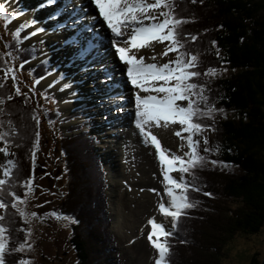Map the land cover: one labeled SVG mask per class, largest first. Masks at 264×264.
<instances>
[{"label":"trees","instance_id":"obj_1","mask_svg":"<svg viewBox=\"0 0 264 264\" xmlns=\"http://www.w3.org/2000/svg\"><path fill=\"white\" fill-rule=\"evenodd\" d=\"M171 2L175 5L176 16L188 21L179 26L180 40L184 42V33L190 35V41L184 47L197 56L195 70L201 75L194 78L196 82L206 85V78L210 76L209 73H204L208 69L222 67L220 62L234 68L236 74L229 79L210 77L213 82H219L216 85V94H209L208 103L222 111L214 112L211 119L202 120L205 125L210 126L203 132L215 128L207 123L212 120L221 142L212 141L210 146L212 149L216 148L219 154L213 156L203 150L199 151L205 157L204 166L195 169L206 171L208 177L205 187L202 179L206 175L196 174L194 169L193 176L186 174L188 181L195 178L194 183L199 191L189 189L187 192L195 207L185 210V214L178 219L176 229L172 230V235L166 238L167 241L172 236L167 242L170 247L167 260L168 264H223L227 245L238 235L253 236L264 229V0ZM193 35L196 36L195 40L191 39ZM213 41L215 47L211 43ZM197 44L198 49L195 48ZM20 53L23 59L31 55L28 50ZM37 69L39 74L43 72L41 67L38 66ZM205 89L207 95V88ZM6 90L7 83L4 90L0 88V94L4 95ZM6 102L9 106L8 115L0 114V121H4L2 130L10 133L5 141H10L14 153L11 160L15 161L16 167L7 178L8 184L2 187L5 193L14 191L17 196L23 197L25 188L22 182L31 178L30 158L40 135L39 109L25 94H13ZM13 106L16 108L12 109ZM0 108L6 111L2 105ZM225 110L233 112L234 116L225 119ZM11 113L15 122L8 125L5 118L11 120ZM47 115L55 120L58 112L53 108ZM13 126L16 134L10 132L9 127ZM58 141L67 154L68 167L73 168L71 175L74 177V182L69 183L68 192L64 194L59 207L64 213L74 211L77 214L75 223L80 221L76 230L75 225L72 226L74 235L69 240L72 251L77 252L79 264H108L104 256L106 253H113L114 249L112 245L109 246L113 243V235L107 229V196L102 194L106 180L102 179L99 168L102 163L94 156L91 140L84 132H72ZM211 161L217 163L213 164ZM225 167L228 169L226 174ZM101 169L103 170L102 166ZM213 173L220 177L216 183L223 190L211 187L214 183L211 178ZM205 192L210 195H204ZM220 197H224L227 202L232 199L239 205L227 208L224 217L220 208H216L214 204ZM4 199L7 207L0 210V215L3 216L0 225L5 228L6 239L4 264H28L27 259H32L30 252L36 249L38 241L36 245L30 246L32 249H28V242L25 243L28 238L26 233L23 234L27 230L26 224H23L24 219L11 207V197L5 195ZM182 217L185 218L181 222ZM7 219L11 220L12 228L6 226ZM207 227L212 231L208 232ZM209 233L213 234L209 237ZM89 244H92V248H89ZM17 248L18 250L13 251ZM178 250L183 253L188 250L191 255L184 253L185 256L180 258L177 256ZM90 251L93 254H89ZM66 253L67 250L64 254ZM258 254H253L252 264H261ZM197 255L198 259L195 257Z\"/></svg>","mask_w":264,"mask_h":264},{"label":"rangeland","instance_id":"obj_2","mask_svg":"<svg viewBox=\"0 0 264 264\" xmlns=\"http://www.w3.org/2000/svg\"><path fill=\"white\" fill-rule=\"evenodd\" d=\"M21 1H23L24 4H29L28 0ZM36 1L38 0H33L34 3ZM19 5L20 4L17 5L16 10L18 9ZM10 7L13 8V6L6 5V8L9 11H14L13 9H9ZM39 7L40 6H38V8ZM52 7L54 8V6ZM40 9L44 8L40 7ZM46 10H48V7H46ZM38 12L40 11H37L36 18L38 20L43 19L45 22V26L47 23L45 20V16L50 15V9L47 11L48 14L46 13V15H44V12H42L41 14H39ZM40 15L41 18H39ZM63 15H66V12L62 11L60 15H57L58 18L50 19L51 21L49 23L51 27H55V29L52 31L53 34L56 32L57 22L65 19ZM36 18L34 15H32L26 17L25 20H36ZM16 19L20 18L17 17L15 18V20ZM78 21L79 20H77L76 23ZM12 22L13 21H11L5 28L4 23L0 21V48L5 47L7 41L12 39V28L16 27V25H11ZM88 22L90 24V21ZM77 26L79 27L80 25ZM98 26L101 31L100 37L103 38L106 36L105 31L108 33L107 45L108 48H111L110 40L112 39V36L110 30L107 29V31L106 27L102 28L100 25ZM63 29L68 31L70 37L74 34L70 32V27L68 26L63 27ZM34 31L35 28L33 25L26 31L22 32V36L26 38L22 46L26 48L30 44H35L31 41H40L42 49H45L42 57L46 56L50 58L52 69H59L56 70V73L59 72L60 69L62 71V69L69 67L63 70L67 80L70 81V78L73 77L74 82L79 80L80 78L81 81H77L78 85H72L71 89L62 88L61 85L64 82H60V85L57 88H52V83L45 84L42 81V85L40 84L41 82L35 83L30 78V75L32 76L33 74L32 62L19 66L15 64L16 62L21 61L19 55L15 53V56H13L15 57L12 62L13 65L16 66L14 70L17 86H19L21 91L30 92L32 96L36 97L39 100L41 105V109L39 111L40 118H38L40 119L39 126H41V135L39 138V142L34 146L33 154L30 158V164L32 166V184L30 186L31 191H29L27 197L25 198V203H18V207L23 208L25 213H35L34 216L27 215L23 218V224H26L25 226L27 229L23 234L26 233V238H28L25 242H28V249H32V247H29V245L34 246L36 245V241H38V244L36 245L37 247H35L36 249H33L30 252V256L32 257V259L31 261L30 259H27L28 264H79V257L76 256L77 252L75 250L72 251V246L69 242L71 237V221L73 220L74 224V218L77 216V214L72 211L69 213V216L72 220L63 219L64 216L61 215L60 211L54 210L58 203L52 201L53 199L55 201L66 191L67 182H74L73 174L71 175L73 168L70 169L68 167V159L66 157L67 154L63 153V148L59 144L58 137L63 134L71 135L69 134V131L72 130L73 132H75V128H70V126L77 124L88 127L91 133H101L102 135L98 134V147L101 152L108 151L106 153V156L109 161L104 160L103 164L105 167V171H100L102 173L103 180L108 178L106 183H109V188L106 184L104 185L103 183V185L105 186L104 192L105 195L108 196L107 199L109 200L110 204V216H112V218H110V224H108L107 229L114 233V244L118 249H115L117 252L113 251V253L110 254L106 253L104 257L107 259L108 264H114V261L119 258L121 264H155L157 251L152 247L150 241L147 238L149 232L152 231L151 226L148 225V220L150 218H156L160 220L161 224L165 226L166 230L169 228V226L171 227V217H166L158 211V203H167V197L164 195L163 190L164 186L162 183L163 178L160 173V165L156 161L155 152L152 147L149 144H145L143 142V139L138 137V134L134 130L135 125L131 124V120L135 119V117H132L131 120L127 122V128H125L123 125L118 127V122L110 123L113 125V127L110 128L112 125L104 123V121H102L101 119L103 118V112H105L106 115H108V113L110 114V112L113 111L112 106L118 104H107L106 106L105 102L108 101V97L111 96V93L114 96L121 95L123 88L120 89L119 84L125 85L129 90L133 91L132 99L134 98L135 100L136 90L130 83L126 81V76L123 75L124 72L122 69H126V66H123L121 69H119V66L116 65V61H112L110 59L111 57L113 59L116 58L119 63L121 62L113 54V52L112 54L110 52L109 54H106L109 57V59H107L106 61H110L111 63H113L114 69H112L111 63H107L108 66L104 67L105 62L102 63L101 68L96 69V66H90L93 65V62H91V64L89 62L91 60H79V58L81 57L76 55L73 49L65 50V46L61 45V40L64 39L63 35L56 34V36L60 37V39L59 37H56V39L60 40L58 41V43L60 44H57V41L54 40L49 42V39L52 38V34H48L47 38L45 36L43 38L44 33L38 36L41 32H38L35 38L32 37L33 35H29L30 32ZM93 32H95V29H93ZM87 34L88 36L91 35V33L88 32ZM183 37L184 40L182 41L184 42L182 43L186 45L190 41V38H188L190 37V35H188L187 37L183 35ZM40 42H38V44H40ZM44 43L47 46H45ZM164 43L166 44L167 42ZM50 44L52 47L54 46L56 48L50 49ZM213 47L215 46L213 45ZM195 48H199L198 44L195 46ZM57 54L59 57H57ZM74 57H76V60L73 59ZM174 57L175 53L173 52H169L167 56H165V58L168 60L174 59ZM64 62H66V64H63ZM69 63H72V66L67 65ZM220 63L222 67L216 69L215 75L209 73L210 77L229 79V77L231 78L232 75L236 74V70L234 68H230L225 63ZM83 69H85V71H83ZM114 72L117 74L115 75ZM56 73H54L55 77ZM75 73H78L79 75L77 76L75 75ZM105 73H107V77L102 76L105 75ZM84 74L89 75V77L91 78L88 82L85 79L88 76ZM3 75V73H0V79L4 78ZM54 75L49 76L48 78L54 77ZM108 77H110V79ZM210 77L207 76L205 85L208 91V97L211 92L216 94L215 89H217L216 85H218L219 82V80H217V82H213ZM11 81H13V79ZM53 81H55V79ZM111 83L112 85L110 86ZM101 87H103V89H99ZM78 88L80 89L77 90ZM89 88L90 90L86 91V89ZM113 88H115L116 90L113 91ZM108 91H110V93H108ZM73 92L81 93L80 96L77 97L78 95H73ZM63 93L65 95H63ZM8 95H11L12 97L13 91L11 89H7V93L4 94L5 101L2 104L3 108L6 109V111H3V114L5 113L7 115L9 106L6 102V97ZM61 99H63V101H61ZM80 102L86 103V106L78 111L79 113L76 118L69 119L72 115H74L73 111H76L74 110L78 106L76 104ZM124 104L118 105V109H122L117 110L119 115L116 116L113 114L114 116L110 117V119H108L107 121L110 122L114 120H120V118L118 117L120 115H123L122 111H124ZM50 105L57 108L60 113L59 117L55 120L44 118V116L50 110ZM109 107L111 108L109 109ZM15 108L16 107L13 106L12 109ZM77 108H81V106ZM225 111V119L234 116L233 112L230 113L227 110ZM133 112H135L134 108ZM125 113L126 118H129V114L127 112ZM104 117L106 118V116ZM10 118L11 120L9 118H5V122L8 125H10L9 121L11 122V124H14L15 122L13 120L12 113ZM207 123L216 128L212 120ZM9 128H11V134L12 129L16 130L14 126ZM118 128H123V130L127 129V131L125 133L121 132L119 135H116L117 133H111V131L118 132ZM215 128L202 132L201 136L198 137L200 142L197 146L198 150L202 148L204 149L205 147L210 148L208 154L213 156L219 154V151L216 148H213L214 150H212L210 144L212 143V141L221 142V138L217 135V131L215 130ZM151 129L156 130L164 145H166L167 149H169V154L176 153L177 155L182 156L183 152L187 151L186 143L182 142L179 137L174 135V133L176 131H179L180 129V126L178 124H169L167 127L161 125L160 127H155V129L154 127H152ZM14 134H16V132ZM181 135L187 134L181 133ZM205 137L208 141L207 145H205L203 142ZM182 143L183 147H181ZM108 146H113L111 147L112 153L109 151L110 149L108 148ZM0 147H5L9 153V155L7 156H5L3 153H0V179H4L5 176L3 175V168L8 167L6 161L12 159L14 153L11 146L6 141L4 142V144L0 142ZM202 165L204 166V164ZM225 170L226 174L228 169L225 167ZM194 171L196 172V174L206 175L202 179V185L205 187V180L208 177L206 171H198L197 169H194ZM179 175L180 173L178 171H174L172 176L178 179ZM211 178L214 180V183H212L211 187L215 190L216 188H220L223 190L222 186L219 184L217 185L216 183V181H219L220 179L218 174H211ZM187 195L189 197V194ZM214 204L217 206L216 208H220V213L223 216L224 211L227 208H235L239 205L238 202L232 199H229L227 202L224 197H220L215 200ZM58 206L59 205H57V207ZM52 213H57L59 218L56 215H52ZM212 213L217 214L219 212ZM182 218L183 219L181 220V222L185 217ZM188 223L190 222L188 221ZM6 226L8 228H12L11 220L7 219ZM206 230L208 232L212 231L210 230V227H207ZM212 234L213 233H209L208 236H211ZM3 237L5 238V232L3 233ZM171 238L172 236L167 240V242H169ZM153 239H155V237ZM89 248H92V244H89ZM66 250L67 253L64 254ZM255 252L259 253L257 258L262 260L264 257V229L253 236H246L245 234L238 235L231 243L227 245L226 256L223 259V264H252L251 258ZM184 253L187 255H191L188 254V250ZM184 253L182 250H178L177 256L182 258L185 256ZM89 254H93V251H90ZM54 257L57 259H54ZM186 257L190 258L189 256ZM195 257L196 259H198L199 256L197 255ZM52 258L53 260H51ZM58 258L62 259L58 260Z\"/></svg>","mask_w":264,"mask_h":264},{"label":"snow or ice","instance_id":"obj_3","mask_svg":"<svg viewBox=\"0 0 264 264\" xmlns=\"http://www.w3.org/2000/svg\"><path fill=\"white\" fill-rule=\"evenodd\" d=\"M89 2L94 6L97 15H90L87 19L92 26H95L98 21H102L103 25H106V28L110 30L112 36L110 46L115 50L114 55L126 66L127 81L137 90L135 94V127L143 142L151 144L155 148L156 159L159 162L163 178L164 195L167 197V204L160 202L158 211L166 217H171V230H174L177 227L178 218L185 214V210L195 207V203L188 198V190L199 191L194 183L195 178L193 181L185 179V174L193 176L192 170L202 166L205 160V157L197 151L200 141L194 137H200L204 129L210 127L205 125L202 120L204 118L211 119L214 112L222 111V109H216L209 105L205 84L198 83L194 79L201 75L195 70L197 56L185 50L184 43L180 40L179 31V26L188 21L176 16L175 5L171 0H89ZM54 3L55 0H42L40 6L46 7ZM70 5L71 0H68L50 18L55 19V16L67 10ZM75 7L79 10L82 5ZM84 11L86 12L87 9ZM21 14L19 11H9L4 4L0 3V21H3L5 28ZM81 18L83 19V16ZM34 23L33 19H27L14 28L12 35L17 44H19L20 33L23 29L31 27ZM69 26L75 28L76 23ZM57 27L63 28L64 25L57 22ZM43 30L36 27L35 31L30 32L29 35H35ZM84 32L91 33V35L85 37ZM184 35L187 37L188 34L184 33ZM191 39L195 40L196 36H191ZM101 40L98 31L93 32L92 27L84 25L74 34L68 47L73 48L75 54L82 59L88 56L94 57L98 54V51H94V49L98 50L101 47ZM150 42L163 45L162 50L158 53L159 56L164 57L169 52H173L175 53L174 59L161 63L156 61L155 56H152L149 58L152 62H144V56L138 57L137 53L142 47L150 46ZM212 43L215 45V41ZM6 47L8 46L6 45ZM5 55L9 57L7 61L3 60ZM14 59L15 57H12L10 52L0 54V73L4 74L5 79L11 75L15 87V70L9 66ZM215 72V69H208L204 74L215 75ZM47 74L46 70L45 75ZM105 75L107 76V73ZM108 78L110 79V77ZM59 79L64 80L62 88L71 89L72 81L67 80L63 75H60ZM2 87L3 84H0V88ZM16 92L19 94L18 88H16ZM6 98L10 100L11 95ZM4 101L5 96L0 94V105ZM0 114H3L2 108H0ZM161 122L165 127L169 124L180 126L179 131H176L174 135L187 145V151L183 152L182 156L176 153L169 154V149L162 147L156 135L150 131L153 126L160 127ZM9 123L11 122L9 121ZM3 124L4 121H0V141H5L10 135L9 132L2 130ZM14 133L15 129H12V134ZM181 133L187 135H181ZM203 142L205 145L208 144L206 137ZM181 147H183V143ZM203 151L209 152L210 149L205 147ZM0 153L5 156L9 155L5 147H0ZM211 163L216 164L217 161H211ZM6 164L8 167L3 168V175L9 177L16 164L11 159L7 160ZM174 171L180 173L178 179L170 175ZM6 184H8L6 179H0V210L7 207L4 199L6 195L11 197V207L22 219L27 215L34 216L35 213H25L23 208L18 207V203L23 204L31 191V178L22 182L25 188L23 197L17 196L14 191L5 193L2 186ZM204 195L210 194L205 192ZM52 215L58 216L57 213H52ZM63 219L70 218L65 216ZM0 220H3L2 215H0ZM148 224L151 225L152 231L149 232L147 238L157 251L155 264H168L167 257L170 247L167 241L162 240L161 237H168L172 232L151 218L148 220ZM4 232L5 228L0 225V264H4L3 257L6 251V239L2 235ZM15 250L17 249H13V251Z\"/></svg>","mask_w":264,"mask_h":264},{"label":"bare ground","instance_id":"obj_4","mask_svg":"<svg viewBox=\"0 0 264 264\" xmlns=\"http://www.w3.org/2000/svg\"><path fill=\"white\" fill-rule=\"evenodd\" d=\"M0 2H5L6 4H8V5H10V6H17L18 4H20L18 7H19V9H21V8H23V7H26V8H28V11H27V13L25 14V16H22L21 18H26V17H29V16H32V15H34L35 16V18H36V13H37V11H40V12H38L39 14H41L42 12H44V15H46L45 13H46V11H45V9H41V10H37V8L33 5V0H28V3L29 4H24V2L23 1H21V0H0ZM68 2V0H55V3H54V5L56 6V8L54 7H52V5L51 6H49L48 7V10L50 9V15H46L45 16V18H50V16H52L56 11H57V9L58 8H62L63 7V5L65 4V3H67ZM35 3H42V0H38V1H36ZM77 4H80V5H82V8L81 9H79V10H77L76 9V5ZM84 9H87V11L85 12L84 11ZM47 10V11H48ZM55 11V12H54ZM64 12H66V15H63L64 16V20H61L60 22H59V24H62V25H64V27H70V32L71 33H74V34H76L77 33V30L78 29H80L82 26H84V25H89V23H88V19H87V17H88V14H89V16L90 15H97V13H96V11H95V9H94V6H92L91 4H90V2H89V0H86V2H85V0H71V5L69 6V8L67 9V10H65ZM81 16H83V19L81 18ZM39 18H41V15L39 16ZM37 19V18H36ZM20 20L21 19H18L17 21H15V22H13L12 24L13 25H17L19 22H20ZM77 20H79L77 23H76V21ZM51 21V20H50ZM50 21H46L47 23H46V27L47 26H51L50 25ZM76 23V29L74 28V27H71V26H69V25H71L72 23ZM44 20L43 19H37V23H36V25H35V27L34 28H36V27H40V28H44ZM77 25H80L79 27L77 26ZM98 25H100L102 28H104V27H106V25H103V23H102V21H98L97 22V25L96 26H89V27H92L93 29H95V32L96 31H98L99 32V35L101 34V31H100V29H99V26ZM53 28V27H52ZM54 29H55V27H54ZM107 30V29H106ZM108 31V30H107ZM38 33V32H37ZM37 33L34 35V37L35 36H37ZM41 33H42V31H41ZM50 34H52V38L51 39H49V42H51L52 40H54V41H57V44H60V43H58V41H60L59 39H60V37L59 36H56V34H61V35H63V37H64V39L63 40H61V42L62 41H64V45H69L70 44V42H71V40L74 38V34L70 37V35H69V33H68V31H66V30H64L63 28H58L57 27V25H56V32L53 34L52 33V31L50 32ZM105 34H106V36L105 37H100V38H102V40H101V47L98 49V50H96V49H94V51H98V54L96 55V56H94V57H92V56H88V57H85V58H79V60H91V61H89L90 62V64H91V62H93V65H90V66H96L97 68L96 69H99V68H101V65H102V63H104V67H107L108 66V64L107 63H111L110 61L108 62V61H106L107 59H109V57H108V55H106V54H109L110 52H111V54H112V52H113V54H114V51H113V49H111V48H108V45H107V36H108V33L105 31ZM83 35L85 36V37H87L88 36V34H87V32H84L83 33ZM46 38H47V35L45 36ZM56 37H59V39H56ZM67 38H69V40H67ZM118 39H122V38H118ZM48 42V41H47ZM94 43L96 42L95 40L93 41ZM49 48L50 49H54V48H56V47H52L51 46V44H50V46H49ZM162 48H163V45L162 44H159V43H156V42H150V46H147V47H142L140 50H139V52L137 53V56L139 57L140 55H143L144 56V58H145V61L144 62H152L149 58L150 57H152V56H155V58H156V61H158V62H161V63H163V62H165V61H167L168 59H166L165 58V56L164 57H161V56H159L158 55V53L162 50ZM68 49H73V48H71V47H66L65 48V50H68ZM56 51V50H55ZM57 57H59L58 56V54H57ZM57 57H56V59H57ZM111 57V56H110ZM76 57H74L73 59H75ZM76 60V59H75ZM110 60H112V61H116V65H118L119 66V69H121L123 66H125L124 64H122V63H119L118 61H117V59L115 58V59H113L112 57H111V59ZM34 60L32 61V65L34 64ZM63 64H66V62H64ZM72 63H69V64H67V65H70V66H72L71 65ZM79 66H80V61H79ZM111 66H112V69H114V67H113V63H111ZM86 67V66H85ZM123 71H126V69H122ZM83 71H85V69H83ZM115 73V72H114ZM120 73V72H119ZM117 73H115V75H116ZM84 75H87V74H84ZM123 75H125V73H123ZM88 77H89V75H87ZM102 76H106V75H102ZM126 76V75H125ZM85 78L86 80H87V82L89 81V79H91L90 77L89 78ZM107 77V76H106ZM126 79V81H127V77L125 78ZM42 82H44L45 84H51V83H53V77H50V78H46V80L44 81H42ZM42 82L40 83L41 85H42ZM86 82V81H85ZM128 82V81H127ZM129 83V82H128ZM112 85V83L110 84V86ZM119 87H120V89H122L123 88V90H122V93H121V95H118V96H114L112 93L110 94L111 96H114V98H112V97H108L109 99H108V101L107 102H105V105L107 106V104H109V105H112V104H114V103H118L117 105H120V104H124L125 105V107H124V111H122V113H123V115L121 116H119L118 118H120V120H114V121H110L109 123H117L118 122V124H117V126L118 127H120L121 125H123L125 128H127L128 127V124H127V122L129 121V120H131V118L132 117H135V112H133V108L135 109V100H134V98L132 99V95H133V91H131V90H129L128 88H127V86H125V85H120L119 84ZM87 88V87H86ZM112 88V87H111ZM99 89H103V87H101V88H99ZM98 89V90H99ZM135 89V88H134ZM87 90H90V88L89 89H86V91ZM113 91H115L116 89L115 88H113L112 89ZM136 90V89H135ZM118 91V90H117ZM109 93H110V91H108ZM136 92H137V90H136ZM142 95H143V93H141ZM131 99H132V101H131ZM134 100V101H133ZM121 101V102H120ZM130 102V103H129ZM129 103V104H128ZM131 111H132V115H131ZM125 112H127L128 114H129V118H126V113ZM114 115L113 114H111V112H110V114L108 113V115H106V120H108V119H110V117H113ZM116 116H118V115H116ZM134 121H135V119H133V120H131V124L132 125H135V123H134ZM122 123V124H121ZM96 124H98V123H96ZM161 125H163V122H161ZM113 126H111L110 128H112ZM154 127V129H155V126H153ZM162 128V127H161ZM131 129V128H130ZM123 128L121 129V128H118V132H116V131H111V133L113 132L114 134H116V135H119L121 132H123V133H125L126 131H127V129L126 130H123ZM134 130L136 131V133L138 134V137H140V138H142L141 136H140V134H139V131L136 129V127H134ZM150 131L152 132V134H154V135H156V137H157V139L159 140V142L161 143V146L162 147H166V145H164V143H163V141H162V139L158 136V134H157V132H156V130H153V129H150ZM132 132V131H131ZM154 132V133H153ZM123 142V141H122ZM143 145V144H142ZM151 147H152V149L154 150V152H155V148L151 145V144H149ZM167 148V147H166ZM110 152H111V150H109ZM112 153V152H111ZM110 153V154H111ZM114 154V153H113ZM155 157H156V155H155ZM156 161H157V159H156ZM158 162V161H157ZM158 164H159V162H158ZM1 174V173H0ZM170 175H173V172L172 173H170ZM109 184V183H108ZM107 185V184H106ZM107 198H108V196H107ZM163 201H165V200H163ZM159 204V203H158ZM165 204H167V203H165ZM149 215V214H148ZM151 219H153L154 220V222H157V223H161V221L160 220H158V219H156V218H151ZM149 226H151L150 224H148ZM154 238V237H153Z\"/></svg>","mask_w":264,"mask_h":264},{"label":"water","instance_id":"obj_5","mask_svg":"<svg viewBox=\"0 0 264 264\" xmlns=\"http://www.w3.org/2000/svg\"><path fill=\"white\" fill-rule=\"evenodd\" d=\"M4 76V75H3ZM5 83H7V89H11L12 91H13V94H15V96L17 95L16 93V90L14 89V87L12 86V83H11V81L8 79V78H6L5 79V77L3 78V79H0V84H3V87H2V89L4 90V88H5ZM5 93H7V90H6V92ZM4 93V94H5ZM13 96V95H12ZM261 264H264V257H263V259H262V261H261Z\"/></svg>","mask_w":264,"mask_h":264}]
</instances>
